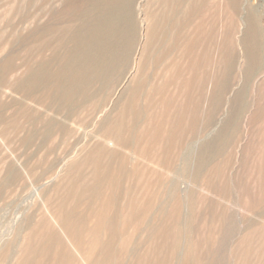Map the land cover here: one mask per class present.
Wrapping results in <instances>:
<instances>
[{"label":"rangeland","instance_id":"rangeland-1","mask_svg":"<svg viewBox=\"0 0 264 264\" xmlns=\"http://www.w3.org/2000/svg\"><path fill=\"white\" fill-rule=\"evenodd\" d=\"M182 1L0 0V264H264V0Z\"/></svg>","mask_w":264,"mask_h":264},{"label":"bare ground","instance_id":"bare-ground-1","mask_svg":"<svg viewBox=\"0 0 264 264\" xmlns=\"http://www.w3.org/2000/svg\"><path fill=\"white\" fill-rule=\"evenodd\" d=\"M177 1H179V0H177ZM184 1V0H183ZM182 1V2H183ZM179 4V3H178ZM254 17V16H253ZM255 18V17H254ZM256 19H254L253 21H255ZM150 29V28H149ZM150 31V30H149ZM149 31H148V33H149ZM152 32H153V30H152ZM175 33V32H174ZM149 35H150V33H149ZM161 35H163V33L161 34ZM151 36V35H150ZM160 38H162L161 36H159ZM159 39V38H158ZM262 48V47H261ZM263 50V49H262ZM260 54V53H259ZM259 57V56H258ZM263 58V57H262ZM260 64V63H259ZM262 65H263V63H262ZM255 66V65H254ZM255 70V69H254ZM256 71V70H255ZM257 72H258V70H257ZM254 73V72H253ZM125 74H127V72L125 73ZM126 76V75H125ZM123 78H124V76H123ZM125 80H126V77H125ZM122 81V83L120 84L119 83V85H122L123 83H124V80H121ZM118 85V86H119ZM129 111H130V106H129V109L128 108H126V106L125 107H123V109L119 112V114H118V116H117V119H116V121H117V123L113 126V127H111V128H108V131H106V133H108L109 135H110V138H106L105 139V141L107 142V143H115L114 145H124V144H126L127 143V139H126V136H124V132H123V127H124V123L127 121V120H125V122H124V119H126L128 116H129ZM97 161V160H96ZM109 167V166H108ZM101 169V168H100ZM109 169V168H108ZM105 170V169H104ZM103 170V171H104ZM101 170H99V172H100ZM108 172V171H107ZM106 172V173H107ZM104 172H102V173H100V174H103ZM59 214H57V218L59 219V221H60V223L63 225V226H66V227H71V229H72V233H75V232H77V231H75L76 229H79V226H78V224L76 223L77 222V218H76V216L75 217H72L71 216V212L69 213L68 211H66V210H64L63 208H61V207H59ZM73 215H75L74 213H73ZM74 227H76V229L74 228ZM70 236V235H69ZM71 237V236H70ZM73 238V237H72ZM78 241H79V236H75L74 238H73V242L75 243V244H77L78 243ZM93 243H94V241H93Z\"/></svg>","mask_w":264,"mask_h":264}]
</instances>
